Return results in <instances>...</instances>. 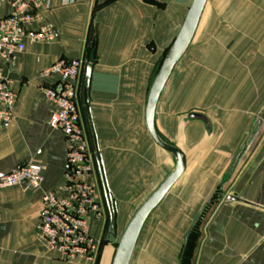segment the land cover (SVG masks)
<instances>
[{
	"label": "crops",
	"instance_id": "crops-1",
	"mask_svg": "<svg viewBox=\"0 0 264 264\" xmlns=\"http://www.w3.org/2000/svg\"><path fill=\"white\" fill-rule=\"evenodd\" d=\"M191 3L52 0L40 23L53 28L54 39L27 40L26 49L4 69L18 98L11 126L0 128V175L30 160L45 171L38 190H0V264H88L64 261L40 237L42 195L62 184L67 169L65 136L50 126L51 106L40 91L52 83L44 70L58 60L87 64L95 46L89 97L82 95L84 69L79 108L102 192L99 160L112 194L110 210L103 192L105 218L95 226L101 238L111 212L116 226L127 225L173 172L175 157L155 143L146 127L145 103L157 65ZM10 12L8 0H0V19ZM201 21L156 109L158 133L184 153L186 168L146 220L130 264L134 256L135 264H179L204 208L193 264H264V210L254 206L264 184V137L251 143L243 139L264 104L261 29L254 28L255 36L243 27L240 36L206 39ZM216 192L218 199L211 203ZM103 244L94 264L112 263V243Z\"/></svg>",
	"mask_w": 264,
	"mask_h": 264
},
{
	"label": "built area",
	"instance_id": "built-area-1",
	"mask_svg": "<svg viewBox=\"0 0 264 264\" xmlns=\"http://www.w3.org/2000/svg\"><path fill=\"white\" fill-rule=\"evenodd\" d=\"M8 2L11 12L0 19V128L11 126L18 98L4 74L5 67L26 49L27 40L50 42L55 37L49 24L40 23L43 13L51 9L52 0ZM85 66L83 59L62 58L43 72L52 83L42 85L40 91L51 106L50 126L65 136L67 169L62 184L42 195L39 230L44 246L64 261L94 264L103 240L95 226L104 222L105 209L94 155L80 116V78ZM44 171L40 162L27 161L0 175V190L14 186L38 190ZM254 206L264 210V184Z\"/></svg>",
	"mask_w": 264,
	"mask_h": 264
},
{
	"label": "water",
	"instance_id": "water-1",
	"mask_svg": "<svg viewBox=\"0 0 264 264\" xmlns=\"http://www.w3.org/2000/svg\"><path fill=\"white\" fill-rule=\"evenodd\" d=\"M209 0H192L189 10L186 14L184 22L169 46L164 59L155 74L150 85L146 103H145V123L146 127L155 141L163 150L171 153L176 159V167L173 172L158 186V188L141 204L135 211L130 221L126 225L123 234L118 241L114 257L111 264H130L139 235L142 228L148 219L151 212L158 206V204L165 197L169 189L180 178L186 168V158L184 153L175 145L165 141L157 131L156 128V109L160 96L169 81L175 66L182 59L188 50L194 35L198 29L204 10ZM96 61V49L90 53L89 61L85 66L83 97L88 99L90 92V84L92 78V71ZM191 118H201L207 123V117L200 113H191ZM98 169L101 176L102 188L104 196L107 200L109 209L112 210V194L109 189L107 179L104 172L103 162L98 161ZM211 202V201H210ZM209 202V203H210ZM208 203V204H209ZM207 204V205H208ZM206 207V206H205ZM205 209V208H204ZM199 214L194 226L202 217L203 211ZM111 221L109 226L106 242H115L116 224L114 219V212H111ZM193 226V227H194Z\"/></svg>",
	"mask_w": 264,
	"mask_h": 264
},
{
	"label": "rangeland",
	"instance_id": "rangeland-1",
	"mask_svg": "<svg viewBox=\"0 0 264 264\" xmlns=\"http://www.w3.org/2000/svg\"><path fill=\"white\" fill-rule=\"evenodd\" d=\"M256 26H258L261 31L263 30L262 32L259 31L260 33L258 36L261 38V42H263V44L259 43V46H264V0H209L201 21L200 30L205 32L204 35L206 39H209L215 34L225 37L227 35L235 36L237 33L236 35L240 36L241 28L243 27V31H252L249 32L250 36H255L254 28L256 29ZM257 47V45H253V48ZM189 48L186 51V55L189 52ZM258 131L260 132L259 134H257ZM262 137H264V104L252 119L250 128L244 135L243 139L245 143L247 140L250 142L252 138L257 139ZM109 225L110 219L109 217H106V223L102 235L105 240ZM125 226L126 225L116 226V241L111 245L114 251L116 250ZM103 245L104 244L101 245L100 252L103 249ZM135 262L136 257L134 256L132 264H135Z\"/></svg>",
	"mask_w": 264,
	"mask_h": 264
},
{
	"label": "trees",
	"instance_id": "trees-1",
	"mask_svg": "<svg viewBox=\"0 0 264 264\" xmlns=\"http://www.w3.org/2000/svg\"><path fill=\"white\" fill-rule=\"evenodd\" d=\"M93 49H95L94 44H93L91 50H93ZM167 50H166V52H167ZM166 52H165V54H166ZM165 54L160 59L158 65H157L155 74L157 73V71H158V69H159V67H160V65L162 63ZM155 74H154V76H155ZM218 196H219L218 192L214 193V195L212 196V198L210 200L211 203L213 201L217 200ZM205 210L203 211V214L205 213ZM203 214H202V216H203ZM201 220H202V218H200V220L196 223V225L192 228L191 232L189 233V235H188V237L186 239L185 245L183 247V250H182V254H181V258H180L179 264H193V260H194V257H195V252H196V249H197V246H198V243H199V239H200V236H201ZM104 242H105V240L103 239L102 240V244ZM97 260H98V257H97L96 261Z\"/></svg>",
	"mask_w": 264,
	"mask_h": 264
},
{
	"label": "flooded vegetation",
	"instance_id": "flooded-vegetation-1",
	"mask_svg": "<svg viewBox=\"0 0 264 264\" xmlns=\"http://www.w3.org/2000/svg\"><path fill=\"white\" fill-rule=\"evenodd\" d=\"M110 221H111V218H110ZM110 226V225H109ZM108 231H109V228L107 229V235H108Z\"/></svg>",
	"mask_w": 264,
	"mask_h": 264
}]
</instances>
